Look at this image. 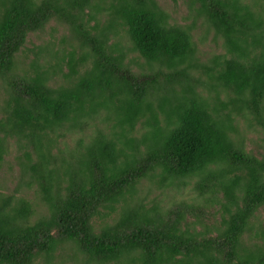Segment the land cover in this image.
<instances>
[{
  "label": "trees",
  "instance_id": "obj_1",
  "mask_svg": "<svg viewBox=\"0 0 264 264\" xmlns=\"http://www.w3.org/2000/svg\"><path fill=\"white\" fill-rule=\"evenodd\" d=\"M164 6L0 0V165L44 207L0 191V264H264V0Z\"/></svg>",
  "mask_w": 264,
  "mask_h": 264
},
{
  "label": "rangeland",
  "instance_id": "obj_2",
  "mask_svg": "<svg viewBox=\"0 0 264 264\" xmlns=\"http://www.w3.org/2000/svg\"><path fill=\"white\" fill-rule=\"evenodd\" d=\"M161 4L165 5L170 11L171 21L175 22H183L185 13H186V5L188 0H159ZM164 6V7H165ZM186 21V20H185ZM184 23V22H183ZM199 30V28H197ZM64 33V29L57 26L54 22H50L49 25L45 28L44 33H39L37 35L30 34L27 37V41L24 49L20 51L19 59L27 62L33 56V49L38 44L45 43L46 41H54L55 43H59V39L61 34ZM201 33L197 35L200 36ZM196 39H198L195 36ZM201 50L204 52H218L220 51V47L216 45L212 41L211 35L207 36L204 40H201ZM200 48V47H199ZM2 89L0 88V101L1 98L4 97L2 94ZM0 104H2L0 102ZM245 134L246 138V146L247 148H251L254 151L259 150V143L261 134L258 132L261 129L257 127H247ZM258 131V132H257ZM261 133V132H260ZM15 155L16 152H13L9 156H5L0 165V191L3 194L13 195L15 197H23L26 199L31 206L32 216L30 217V221L36 220L43 212L44 207L42 203L39 201L40 198L36 195L34 190L35 187L28 188L25 185L18 186V180L16 176L17 165L15 164ZM186 195L187 191L184 192ZM178 197V195H177ZM156 198V200L160 201L162 204H166V198L161 195L159 191L151 190L149 193V199ZM255 221L264 224V208H260L258 213L256 214ZM255 227L257 225L255 224ZM42 259H37L36 264L41 263ZM54 264H82L81 261H76L75 257L72 256V251L69 248L58 249L54 253L53 258Z\"/></svg>",
  "mask_w": 264,
  "mask_h": 264
}]
</instances>
